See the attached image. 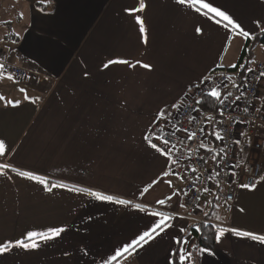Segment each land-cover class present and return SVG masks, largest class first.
<instances>
[{"label": "crops", "instance_id": "1", "mask_svg": "<svg viewBox=\"0 0 264 264\" xmlns=\"http://www.w3.org/2000/svg\"><path fill=\"white\" fill-rule=\"evenodd\" d=\"M140 2L0 0V51L29 72L23 81L0 74V165L9 166L0 168V244L13 245L0 264H106L155 226L152 212L170 216V226L113 264H171L176 249L183 264H264V244L232 231L264 236V164L254 190L241 188L233 203L217 189L202 195L199 223L217 229L214 249L201 251L182 217L185 183L145 139L187 90L237 65L246 40L264 30V0H204L247 38L175 0H143L142 11H129ZM247 61L264 63V45L252 46ZM255 110L264 114V83ZM246 144L243 136L240 162ZM17 172L63 187L49 192ZM54 228L65 231L37 237L35 249L14 246Z\"/></svg>", "mask_w": 264, "mask_h": 264}, {"label": "built area", "instance_id": "2", "mask_svg": "<svg viewBox=\"0 0 264 264\" xmlns=\"http://www.w3.org/2000/svg\"><path fill=\"white\" fill-rule=\"evenodd\" d=\"M0 65V74L17 81L29 76L26 69L9 63L2 51ZM262 72L264 63L250 61L241 76L238 70L211 73L204 82L186 91L175 113L150 130L152 143L172 149L171 170L185 183L182 217L190 224L200 222L204 193L217 189L222 202L231 204L241 188L249 190L242 185H256L260 178L264 164V114L255 110V103L264 83ZM214 87L221 94L218 106L213 112H202L199 103L210 97L207 93ZM217 132L223 139L216 138ZM189 133L195 134L192 139H188ZM243 136L247 144L240 162L238 151ZM161 137L170 143L165 145Z\"/></svg>", "mask_w": 264, "mask_h": 264}, {"label": "snow or ice", "instance_id": "3", "mask_svg": "<svg viewBox=\"0 0 264 264\" xmlns=\"http://www.w3.org/2000/svg\"><path fill=\"white\" fill-rule=\"evenodd\" d=\"M177 4L184 5L186 7L193 8L195 11L200 13L201 15L206 16L209 20H213L217 25L220 27H223L227 30L236 31L242 34L245 38L249 36V33L247 31H243L240 26L233 20V18L228 15L225 11L220 10L218 7H213L210 3L204 2V0H175ZM145 8V4L143 3V0H141L139 8L129 10L132 11H142ZM137 23L140 25V32L143 34L145 32V28L143 26V21L137 17ZM197 32H201V29H197ZM112 63V62H110ZM114 63H124V61H115ZM108 65H105L107 67ZM232 67H235V65H231ZM2 67V65H0ZM146 68H150L149 65H144ZM262 76H264V72L261 73ZM8 79H12V77H8ZM23 91V90H22ZM208 96L215 98L217 100L220 99V92L217 90V88H212L208 93ZM0 99H3V97H0ZM239 99V98H237ZM9 104L13 103L12 101L8 102ZM173 107H177L176 105H173ZM194 133H189L188 139H192ZM217 139H223V137L217 132L215 133ZM145 139L149 140V147L155 149V151L159 152L161 155H166L169 160L172 159L170 148H161L157 144L152 143L149 137H145ZM162 142L167 145L170 143L167 139L161 137ZM175 147V146H173ZM5 151V146L2 142H0V155H3ZM9 167L8 165H0V168ZM3 174V173H0ZM169 173L165 172L164 175H168ZM17 175L21 176L22 178L35 181L38 184H41L44 186V189L46 191H51L52 188L55 187H63V185H56L52 184L49 186V183L46 179L35 176L29 172H17ZM258 183V182H257ZM169 186L171 187V183L169 182ZM242 187L247 188L249 190H254L255 184L249 185L244 184ZM70 191H73V189H69ZM144 192L148 191V188L146 187ZM88 195L95 197V199L100 201H110L114 203L124 204L127 205L129 202L125 200H114L112 196L102 195L98 192H88ZM168 199H171V197H168ZM157 203L164 205L165 200H159ZM183 206V205H181ZM139 207V206H138ZM140 211H145L143 207H139ZM152 216L159 217V221L155 222V226L150 231H145L143 234L139 235L137 239H134L130 244L125 246L122 250H117L116 253L106 262V264H113V261H117L118 257H122L124 253L131 254V251H134L137 247L142 246V244L147 243L149 240L154 239L155 236L159 235L161 232L165 230V227H168L170 225L167 224V221L171 219L170 216H165L161 212H152ZM182 231L184 229H181ZM199 230V229H197ZM64 228H54L50 229L47 232H29L24 240H19L15 242V247L23 248L25 250L28 249H35L39 247L38 243L35 242L36 238L39 237L40 240L48 241L51 239H54L58 237L62 232H64ZM226 230L220 229L217 234V240L219 241L220 237L224 234ZM236 236L239 237H247L250 238L253 241H258L261 244H264V236H257L249 232H239L236 230H232ZM13 247L11 244H0V253H5L10 250V248ZM201 251H204L201 249ZM190 255V254H189ZM185 260V256H180L181 264H183Z\"/></svg>", "mask_w": 264, "mask_h": 264}, {"label": "trees", "instance_id": "4", "mask_svg": "<svg viewBox=\"0 0 264 264\" xmlns=\"http://www.w3.org/2000/svg\"><path fill=\"white\" fill-rule=\"evenodd\" d=\"M257 44L264 45V30H262L256 37L246 40L237 65L229 71H237L242 67V65L243 67L240 71H244L245 66L248 63L247 60L250 56L251 48L252 46ZM199 106L202 112H213L218 106V100L210 97L204 98L199 103ZM244 152H246V149H244ZM216 229L217 228L214 225L206 221L201 223L190 224L187 233L190 236L194 237L199 248L206 251H212L214 249L215 244ZM171 264H180L178 249L175 250Z\"/></svg>", "mask_w": 264, "mask_h": 264}, {"label": "rangeland", "instance_id": "5", "mask_svg": "<svg viewBox=\"0 0 264 264\" xmlns=\"http://www.w3.org/2000/svg\"><path fill=\"white\" fill-rule=\"evenodd\" d=\"M203 222H206V221H203Z\"/></svg>", "mask_w": 264, "mask_h": 264}]
</instances>
